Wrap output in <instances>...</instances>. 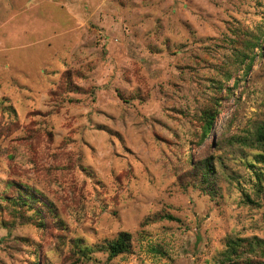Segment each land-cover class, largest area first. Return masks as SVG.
Returning a JSON list of instances; mask_svg holds the SVG:
<instances>
[{
    "label": "rangeland",
    "instance_id": "obj_1",
    "mask_svg": "<svg viewBox=\"0 0 264 264\" xmlns=\"http://www.w3.org/2000/svg\"><path fill=\"white\" fill-rule=\"evenodd\" d=\"M261 129L264 0H0V264H222L264 239Z\"/></svg>",
    "mask_w": 264,
    "mask_h": 264
},
{
    "label": "trees",
    "instance_id": "obj_2",
    "mask_svg": "<svg viewBox=\"0 0 264 264\" xmlns=\"http://www.w3.org/2000/svg\"><path fill=\"white\" fill-rule=\"evenodd\" d=\"M250 32L244 34V47L239 50V58L241 63L245 66V70L249 72L250 67L255 61L257 54L256 50H260L261 46L259 41L252 42L249 38ZM259 53V52H258ZM231 75H227L228 81L231 79ZM219 99L216 98L218 105H220ZM221 107V106H220ZM220 115V111L215 108H208L204 110L201 116V137L200 144H203L210 137L215 120L217 116ZM251 147L260 150L257 160L260 163L264 164V129L258 130L253 134L251 141ZM193 160V159H192ZM191 159L189 161H192ZM213 162L207 161L206 163L194 165V169L200 171L201 176V189L204 191H209L216 186L214 180V170ZM253 174L257 177L258 188L261 187V183L264 181V169L255 170ZM215 189V188H214ZM214 191V190H213ZM24 205L26 201L22 200V196L19 198ZM37 200L34 199V202ZM248 201L253 203L250 198ZM260 206V205H259ZM32 209V208H31ZM33 210V209H32ZM167 219H170L168 215L164 216ZM101 252L103 249L106 252L110 259L116 258L120 255L126 254L131 249V238L129 234L121 233L118 238L110 242L107 246H104L102 249L100 246L95 248V251ZM222 264H264V239L260 238H229L226 242V248L223 251Z\"/></svg>",
    "mask_w": 264,
    "mask_h": 264
}]
</instances>
